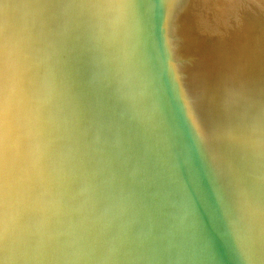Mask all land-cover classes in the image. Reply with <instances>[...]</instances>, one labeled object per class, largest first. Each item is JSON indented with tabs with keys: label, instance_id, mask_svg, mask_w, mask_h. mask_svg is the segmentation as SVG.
<instances>
[{
	"label": "water",
	"instance_id": "95a60500",
	"mask_svg": "<svg viewBox=\"0 0 264 264\" xmlns=\"http://www.w3.org/2000/svg\"><path fill=\"white\" fill-rule=\"evenodd\" d=\"M0 264H264V0H0Z\"/></svg>",
	"mask_w": 264,
	"mask_h": 264
}]
</instances>
